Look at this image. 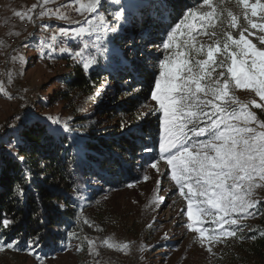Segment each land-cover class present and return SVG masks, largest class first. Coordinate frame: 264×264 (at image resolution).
Wrapping results in <instances>:
<instances>
[{
    "label": "rangeland",
    "instance_id": "1",
    "mask_svg": "<svg viewBox=\"0 0 264 264\" xmlns=\"http://www.w3.org/2000/svg\"><path fill=\"white\" fill-rule=\"evenodd\" d=\"M41 1L45 2V0ZM57 1L47 0L45 4H53ZM89 2L81 5H87ZM149 3L158 5L157 0H119V2L103 0L97 13L81 11L84 14L83 22L66 24L64 28L72 31L84 27L89 31L80 37L73 38V35H70L63 44L77 43L75 48L66 47L68 51L59 54H53L51 51L55 32L48 28L53 24L47 25V27L40 25L33 39L19 53H16V63L19 64L20 69L18 66L16 67L19 71L17 70V74H13L10 68L7 74L12 76V80L3 84L6 59H8L12 46L5 43L4 37L7 32L1 26L14 12V3L11 0H0V31L3 32L0 34L1 36L3 34L2 43L4 45L3 48H0V138L8 139L4 137L5 133L28 119H39L48 124L50 129L67 135L75 125L72 124L71 116L62 111L59 104H55L51 100L54 92L65 89L57 79L70 73L69 65L72 62H76L83 68V63L90 58H95L97 63L88 71L96 67L112 69L114 58H119L123 49L121 45L124 44L120 39L127 34L132 36L139 33V26L129 24L127 19H133V15L140 10L144 11L150 5ZM261 3H264V0H261ZM253 4H255V0H249L248 8L239 4L238 0H211L210 6L202 2L188 9L194 15L188 16L185 25H195V30L189 33L185 25H182L181 29L174 34L176 39L173 44L179 47L164 49L162 44L166 40L168 32L184 18L185 13L166 31L163 28L166 26H162V32H158L159 36H157V32L152 31L153 28L147 29L143 35L146 37L144 42H136L134 47L141 53H146L143 56L145 61H149L155 56L153 71L156 72V77L161 71L159 68L161 61L166 64V71L169 66H172V61L177 59L176 53L181 51L185 52L189 63H194V59H206L209 46L215 45L223 48L226 34L232 35L233 39H239L242 33L258 50H264V43L260 40V37L264 36V30L251 28L252 23L264 24V19H262L264 12L258 10L257 15L252 16L250 9ZM117 12L122 13V18L119 21L115 19ZM207 13H212V16L208 19H201ZM123 14H126V18ZM232 17H235L237 21L235 28L231 27ZM89 19L93 21L91 26L85 23ZM8 33L17 38V33L14 30H10ZM212 33L215 35L213 36ZM14 46H18L17 41ZM201 47L205 54L196 56L194 49ZM233 50L231 47L229 48V51ZM76 51H80L82 55L75 56ZM65 55H68L69 62L62 61L61 57ZM166 56L169 57L168 60H165ZM226 56L227 53L218 52L214 59L224 60ZM179 59H184V57L181 56ZM230 63L229 58L225 60L223 68L213 65L212 67H216V71L212 73V77L219 79L221 84L225 78L229 79V96L235 97L236 103H232L227 98H225L227 103L218 99L214 103L222 105L229 112L240 113L241 109L245 108L252 112L260 123L255 110L262 109L255 105L264 104V100H261L250 87H236L235 82L231 81L227 73V66H230ZM208 71L211 72V68ZM221 71L224 72V77L219 76ZM164 82V78L161 77V83ZM205 82L211 84L213 79L206 78ZM114 86L115 82H112L107 87L113 88ZM98 97L95 99L96 105L100 102ZM146 109L158 114V124H160L163 112L160 110L159 104L151 99V95ZM86 110L88 108L84 112ZM262 111L264 112V110ZM233 122L243 126L242 121ZM65 126H67V131H65ZM249 126L256 128L258 132L264 131L259 128L258 123ZM81 139L79 135L77 142L72 143L74 151L80 156H82V147L77 143H80ZM192 139L200 141L208 139V136L192 137ZM12 152L14 154V149ZM157 161L158 169H153L151 165L146 168L139 184L129 185L120 192L110 193L109 198L102 203V207L95 215L81 214L78 216L82 232L89 240L88 259L92 258V264H214L224 243L231 242L233 235L221 236L218 241H209L207 237L210 234L219 235L222 230L234 232L237 227L248 221V212L255 211L257 205L264 201V181L257 177L253 183L258 187L253 188L250 197H245V199L252 200L255 207L248 208L247 214L244 212L231 213V219L237 220L236 225L215 223L213 217L219 214L214 208L207 205H200L204 207L205 215L200 217V222L197 224V222L187 219L188 200L186 195L180 194L175 181L171 179L169 166L159 156V150ZM144 177H148V179L145 180ZM184 192L187 193V188L184 189ZM201 199L203 198H195L194 211L197 209L196 202ZM228 218V216L224 217L225 220ZM188 223H194L206 231L202 234L189 230ZM105 241L108 243L106 244ZM125 244L127 248L123 247ZM0 264L32 263L22 257H9L1 259ZM43 264H77V261L72 253H68L61 259Z\"/></svg>",
    "mask_w": 264,
    "mask_h": 264
},
{
    "label": "trees",
    "instance_id": "2",
    "mask_svg": "<svg viewBox=\"0 0 264 264\" xmlns=\"http://www.w3.org/2000/svg\"><path fill=\"white\" fill-rule=\"evenodd\" d=\"M157 1L158 5L149 3L127 19L139 26V33L120 39L123 49L112 69L85 71L72 62L70 73L56 78L65 89L54 92L51 100L75 125L67 135L50 131L39 119H28L18 124L17 147L23 161L0 151V217L6 214L14 221L10 231L0 228V243L4 244L0 260L22 257L43 264L72 253L77 264H92L89 240L78 216L95 215L110 193L139 184L144 170L158 160V114L146 109L156 79V58L145 61L146 53L134 46L144 42L147 29L153 28L159 36L163 28L166 31L203 0ZM76 44L69 42L67 48ZM61 59L69 62L68 55ZM112 82L115 86L108 88ZM255 112L264 123V112ZM79 135L82 156L72 146ZM146 147L153 151L145 152ZM247 216L248 221L234 230L232 241L224 243L214 264H264V201ZM8 240L14 248L7 247ZM30 241L34 244L31 251Z\"/></svg>",
    "mask_w": 264,
    "mask_h": 264
},
{
    "label": "snow or ice",
    "instance_id": "3",
    "mask_svg": "<svg viewBox=\"0 0 264 264\" xmlns=\"http://www.w3.org/2000/svg\"><path fill=\"white\" fill-rule=\"evenodd\" d=\"M47 2V0H45ZM119 2V0H116ZM103 0H90L87 5H81L77 11L95 14L101 7ZM204 4L211 5V0H203ZM238 3L245 8L249 6V0H238ZM264 12V3L255 0L251 6L252 16L257 12ZM23 18L24 14L18 13ZM125 15L126 18V14ZM189 15H194L190 10H186L185 16L167 34L162 47H179L174 45L175 33L185 25ZM231 15V14H230ZM212 13H207L201 19H208ZM29 20L31 17H27ZM122 13L117 12L115 19L119 21ZM264 19V17H262ZM89 26L93 23L91 19L85 21ZM237 21L232 17L231 27L235 28ZM189 33L195 30V25H185ZM251 28L264 30V24H251ZM64 36L73 35V38L83 36L89 29L80 27L69 31L60 29ZM214 36L215 33H212ZM251 35V33H249ZM194 39V37H193ZM264 43V36L260 37ZM230 42V43H229ZM217 44L219 42H216ZM234 49L229 51V48ZM61 52L68 49L61 48ZM196 56L204 55L203 47L194 49ZM227 53L224 60H215L216 53ZM82 53L75 52L79 57ZM177 59L172 61V66L166 69L164 61L159 63L160 73L154 82L151 91V99L159 104L163 117L159 124V156L169 166L171 179L175 181L181 195H186L188 200L187 219L200 222V217L205 215L204 207L207 205L214 208L219 215L213 217L215 223L223 225L225 223L236 225L237 220L231 219V213L244 212L255 207V203L245 197L252 195V190L258 185L253 181L258 177L264 181V131H257L249 126L258 123L260 129H264V123H259L256 116L242 108L240 113L229 112L227 108L214 103L215 100H230L236 103L235 97L229 96L230 83L225 78L223 84L219 79L212 77L216 67H225V60L230 58V66H227V73L236 87H250L261 100H264V50H258L256 46L244 37L241 33L239 39H233L232 35L226 34V41L223 48L215 45L209 46L206 52V59H194V63H189L185 52L176 53ZM183 56L184 59H179ZM169 57H165L168 60ZM97 63L95 58H90L83 63V69L88 71ZM216 65V67H212ZM211 68V72L208 69ZM224 77V72L219 73ZM161 77L164 83H161ZM206 78H212L213 83H206ZM211 97V99H209ZM256 107L264 110V104H257ZM233 121H242L243 126ZM65 126V131H67ZM51 131V129H50ZM12 136L11 140L0 138V151L11 153L16 158L23 161L19 156L17 145L20 143V132L18 125L14 126L11 133H5V137ZM208 136V139L195 141L192 137ZM12 149H16L13 154ZM145 152L153 149L145 148ZM153 169H158V161L151 163ZM145 180L148 177H144ZM187 188L185 194L184 189ZM196 197L203 199L197 201V209L194 208ZM225 216L229 218L224 219ZM14 227V221L7 218L6 214L0 217V228L10 231ZM189 230L203 234L206 229L198 227L194 223H188ZM232 231H221L219 235H209V241H218L221 236H232ZM39 241V236L35 237ZM18 244L19 241H16ZM107 244L108 242L105 241ZM110 247L112 245H109ZM4 244L0 243V250ZM7 247H15L11 240L7 241ZM29 251L34 244L29 242ZM127 248L125 244L123 246ZM209 251L211 249L209 248Z\"/></svg>",
    "mask_w": 264,
    "mask_h": 264
},
{
    "label": "bare ground",
    "instance_id": "4",
    "mask_svg": "<svg viewBox=\"0 0 264 264\" xmlns=\"http://www.w3.org/2000/svg\"><path fill=\"white\" fill-rule=\"evenodd\" d=\"M11 1L14 3V12L9 16L3 25L1 24V27L7 32L6 36L4 37L5 43L13 46V44H15L17 41L18 46L16 47V53H19L25 47V45H27L33 39V37L37 34L40 25L47 27V25L53 24L48 29H52L55 32L60 31V29H65L64 26L66 24L83 22V17L80 20H70L71 12H76V0H58L53 4L47 3V11L50 13V16H46V14L42 11H35L39 6H43V4H45V2L41 0ZM22 11H31V19L29 20L28 18L19 17L18 13H21ZM10 30H14L17 33V38H15L11 33H8ZM68 38L69 36H64L61 32L55 34V40L51 44L52 53L59 54L61 52V48H66L67 43L63 44V42L68 40ZM9 52L12 54V49ZM6 60L8 62V59ZM7 62L5 66H7ZM10 68L12 71L11 73L17 74L18 68L16 66H8L7 71H10Z\"/></svg>",
    "mask_w": 264,
    "mask_h": 264
},
{
    "label": "built area",
    "instance_id": "5",
    "mask_svg": "<svg viewBox=\"0 0 264 264\" xmlns=\"http://www.w3.org/2000/svg\"><path fill=\"white\" fill-rule=\"evenodd\" d=\"M88 1H90V0H76V12H71V19L70 20H80L84 16V14L81 11H77V9H80V5L82 3H85ZM35 11H42L46 14V16H50V13H48V11H47L46 4H43V6H39L38 9ZM21 13L24 14L23 18H27L29 16L31 17V11H22ZM64 23H66V22H64ZM59 32H61V31H55V34H57ZM16 51H17V48L14 47V44H13L12 54L8 55V62H7V66L5 67V74L3 75V84H5L6 81L12 80V76L7 74V67L8 66H18V68L20 69L19 64L16 63Z\"/></svg>",
    "mask_w": 264,
    "mask_h": 264
},
{
    "label": "crops",
    "instance_id": "6",
    "mask_svg": "<svg viewBox=\"0 0 264 264\" xmlns=\"http://www.w3.org/2000/svg\"><path fill=\"white\" fill-rule=\"evenodd\" d=\"M11 4V3H10ZM12 6V5H11ZM7 19V18H6ZM6 19H4V20H6ZM1 33H3L2 31H0ZM2 36H3V34H2ZM2 36H1V34H0V48H3V43H2ZM7 44V43H6ZM8 45V44H7Z\"/></svg>",
    "mask_w": 264,
    "mask_h": 264
}]
</instances>
